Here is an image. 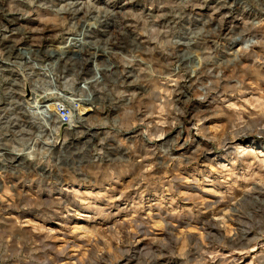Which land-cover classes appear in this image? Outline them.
Here are the masks:
<instances>
[{"label":"rangeland","instance_id":"rangeland-1","mask_svg":"<svg viewBox=\"0 0 264 264\" xmlns=\"http://www.w3.org/2000/svg\"><path fill=\"white\" fill-rule=\"evenodd\" d=\"M0 264H264V0H0Z\"/></svg>","mask_w":264,"mask_h":264},{"label":"built area","instance_id":"built-area-1","mask_svg":"<svg viewBox=\"0 0 264 264\" xmlns=\"http://www.w3.org/2000/svg\"><path fill=\"white\" fill-rule=\"evenodd\" d=\"M56 109L58 118L61 122L65 123L71 121L72 113L68 107L61 103L59 106L56 107Z\"/></svg>","mask_w":264,"mask_h":264},{"label":"bare ground","instance_id":"bare-ground-1","mask_svg":"<svg viewBox=\"0 0 264 264\" xmlns=\"http://www.w3.org/2000/svg\"><path fill=\"white\" fill-rule=\"evenodd\" d=\"M63 54V53H62ZM59 55V54H58ZM62 56V55H61ZM62 58V57H61ZM59 59H60V57L57 59L58 61H59ZM84 110H86V109H84ZM81 111H83L82 109H81ZM55 112H56V114H57V109L55 110ZM58 116V115H57ZM73 128H77V125L76 126H74Z\"/></svg>","mask_w":264,"mask_h":264}]
</instances>
